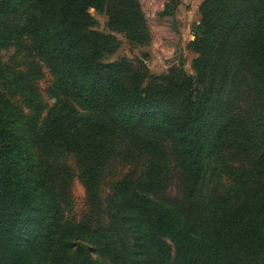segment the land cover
<instances>
[{"label":"trees","instance_id":"16d2710c","mask_svg":"<svg viewBox=\"0 0 264 264\" xmlns=\"http://www.w3.org/2000/svg\"><path fill=\"white\" fill-rule=\"evenodd\" d=\"M179 0H166L163 14ZM143 43L135 0H0V53L26 49L43 62L56 95L52 107L35 81L37 64L9 70L0 60V264H246L264 251V0H205L195 76L172 70L142 88L101 62L111 39L91 30L89 13ZM17 96L18 102L11 97ZM116 142L140 155V174L119 180L106 202V222L64 219L71 170L90 202ZM164 144L181 171L190 220L152 201ZM134 177V178H133ZM214 184L206 201L198 189ZM133 228L135 243L129 239ZM167 242L171 245L169 246Z\"/></svg>","mask_w":264,"mask_h":264},{"label":"rangeland","instance_id":"374dc122","mask_svg":"<svg viewBox=\"0 0 264 264\" xmlns=\"http://www.w3.org/2000/svg\"><path fill=\"white\" fill-rule=\"evenodd\" d=\"M139 12L143 18L147 38L143 43L129 41L125 34L113 30L108 26L106 13H97L93 9L89 13L96 23L92 31L102 36H108L113 46L112 51L106 52L101 62L107 65H115L118 72L129 76L136 71L144 76L142 88L151 82H161L171 75L172 70L184 71L194 77L193 63L198 54L190 44L199 34L201 22L200 6L205 0H179L176 10L171 15H164L163 9L166 0H135ZM1 62L9 70L29 69L31 64L39 65L42 77L35 81V85L42 100L52 107L56 101V95L51 89V76L45 65L26 49L17 51L14 48L0 53ZM131 75V76H130ZM18 102L17 96L11 97ZM165 164L162 168L161 179L158 186L149 192L150 199L175 210L179 217L183 216V210L188 211L190 220L197 217L189 200L185 198L182 185L181 171L175 165V157L170 144H164ZM111 155L107 163L105 173L99 182L98 202H90L86 190L77 177V167L73 156L65 154L61 163L65 164L72 172L68 182V193L64 203V219L69 222L84 223L96 226L106 222V202L115 191L117 182L126 176L134 177L140 174L139 164H142L140 155L127 142L112 144ZM133 177V178H134ZM210 190H214V184L207 183L198 189L199 195L195 197L192 205L206 201ZM130 241L135 243L133 228L128 225ZM167 244L171 246L168 242ZM91 258L97 264H110L108 258L91 253ZM258 262L246 264H264V251L257 259ZM73 254H68L67 264H72Z\"/></svg>","mask_w":264,"mask_h":264}]
</instances>
